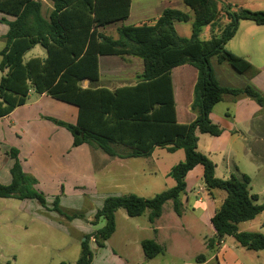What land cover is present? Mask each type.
Wrapping results in <instances>:
<instances>
[{
  "label": "trees",
  "instance_id": "obj_1",
  "mask_svg": "<svg viewBox=\"0 0 264 264\" xmlns=\"http://www.w3.org/2000/svg\"><path fill=\"white\" fill-rule=\"evenodd\" d=\"M50 1L53 8L45 17L41 0H0V22L8 26L0 36L5 41L0 50V118L25 104L33 90L77 108L74 123L49 117L69 131L72 147L86 143L120 158L148 156L156 146L169 152L184 151V159L169 172L174 186L149 198L128 194L104 199L92 221L95 224L102 218L104 225L81 241L75 264H92L90 239L93 237L97 247L104 244L115 231L114 213L120 207L129 216L140 215L148 208L149 219L153 221L161 215L162 205L172 200L173 209L180 214L181 199L187 195L186 176L196 166L202 168L206 195L213 197L215 190L225 192L222 203L209 219L215 238L207 245L213 247L225 236H233L247 249L264 250L262 233L237 230L238 223L264 212V203H257L258 195L249 191L250 177L245 173L217 177L215 163L197 148L199 133L216 136L222 132L210 119V113L225 95H245L263 104L262 93L250 84L243 87L220 84L210 58L217 56L240 73L258 72L248 60L226 49L225 44L234 36L239 20L264 25V10L235 11L220 0H182L193 12L190 37H182L175 30V20L190 18L175 8L164 9L152 23L122 24L116 27V36H112L103 28L126 20L131 0ZM221 18L226 21L221 33H212L210 38L201 40L203 27L216 26ZM35 45L45 49V56L24 61L23 54ZM102 55L140 58L143 71L137 82L113 89L96 86L98 58ZM183 64L197 69L190 104L196 116L187 123L177 121L171 81V70ZM85 79L90 84L83 87ZM8 154L13 160L9 169L11 180L8 184L0 182L1 198L34 199L68 220L81 216L65 213L58 195L48 207L45 194L36 188L37 178L23 169L19 150L11 147ZM141 247L148 259L163 251L152 239L142 240Z\"/></svg>",
  "mask_w": 264,
  "mask_h": 264
},
{
  "label": "rangeland",
  "instance_id": "obj_2",
  "mask_svg": "<svg viewBox=\"0 0 264 264\" xmlns=\"http://www.w3.org/2000/svg\"><path fill=\"white\" fill-rule=\"evenodd\" d=\"M220 1L229 4L235 11L264 10V0ZM166 8H175L190 16L187 21L173 22L178 35L190 37L193 12L182 0H132L131 15L124 24L148 23L147 19L160 15ZM225 23V19L221 18L216 26L203 27L199 38L206 40L212 33L220 34ZM116 27L117 25L109 26L104 32L116 36ZM3 46L4 41L0 40V50ZM225 48L248 60L253 68L258 69V66L264 68V25H258L251 20H239L235 34L226 42ZM44 55L43 48L36 45L23 54V60ZM107 56H110L107 59H112L109 70L117 75L118 63L113 59L122 56L115 55L113 58L112 55ZM210 63L222 84L241 83L243 85L240 87L246 84L255 87L252 84L255 74L237 72L227 62L219 61L217 56H212ZM111 77L113 80L108 85L127 84L122 83L127 82L126 77L113 75ZM255 88L261 91L259 87ZM33 106L38 109H33ZM71 106L49 95L40 99L39 94L31 90L25 104L15 108L16 110L9 117L0 119V182L3 184L10 182L9 167L12 159L8 150L15 147L27 153L30 149L34 156L36 146H30L29 142L40 136L38 143L42 144L43 158L45 159L49 148L50 153L47 155L55 165L49 169L37 158L43 167V169L39 167L35 169L37 183L41 182L36 185L37 190L45 194L48 207L52 206L53 198L58 195L60 207L65 213L81 215L68 220L63 215L42 207L34 199L0 197V264H75L80 256L81 241L86 235L104 225L102 218L95 224L92 221L105 198L128 194L149 198L175 185V180L169 172L176 163L184 159L183 149L172 153L156 146L153 154L128 157L124 160L110 158L100 149L96 153L98 160L94 159L96 156L94 158L91 156L89 165L87 163L89 158L85 156L88 146L72 147L70 133L64 129L63 133L54 134L58 125L49 119L54 117L74 123L75 118L71 110L64 108ZM68 109H72L73 113L75 107ZM36 114L40 120L36 119ZM261 114L264 118V107ZM260 124L264 129V123L260 122ZM204 134V137H210ZM200 146V150L204 152L202 138ZM211 156L214 160L219 157L214 153ZM65 159L66 183H70V187H66L65 181L57 179L60 173L63 176V171L52 173L55 168L58 170L63 168ZM259 161L264 163V158H260ZM79 164L84 167L82 172L76 168ZM221 176L222 173L218 170L217 177L221 178ZM196 183H199L198 187L203 188L202 175L198 177ZM253 183H249V191L258 194L257 203L262 204L264 192L258 193L259 181L253 180ZM60 184H63V190ZM55 186H58V190ZM220 201V199L214 201L213 207H218ZM206 208V197L202 201H197L194 192L191 193L190 202L180 207V214L173 209V201L167 200L162 205L161 217L153 221L149 219L148 208L140 215L129 216L120 207L114 213L113 234L102 246L95 247L93 242L90 243L93 252L92 262L95 261L97 264H264V250L247 249L233 236H225L221 243L214 247L208 246L210 239L215 236ZM237 230L259 232L264 235V212L251 220L238 223ZM144 239L154 241L158 239L157 243L159 242L158 244L163 247V251L152 258H146L141 247V241ZM201 258H206L207 261L202 263Z\"/></svg>",
  "mask_w": 264,
  "mask_h": 264
},
{
  "label": "crops",
  "instance_id": "obj_3",
  "mask_svg": "<svg viewBox=\"0 0 264 264\" xmlns=\"http://www.w3.org/2000/svg\"><path fill=\"white\" fill-rule=\"evenodd\" d=\"M41 1H42V14L45 17H47L49 12L53 8L52 2L50 0H41ZM131 8H132V0L130 1V4H129L128 18L123 21H117V22L106 25L103 28V31L105 28L109 26L117 25L118 27L124 24V22L127 21L131 15ZM1 16L2 14L0 13V17ZM158 16L147 19L148 23L154 22V20ZM6 18L9 20L12 19V17L10 16H6ZM7 29H8V26L5 23L0 22V36L4 35ZM0 40L4 41L2 37H0ZM4 45H5V41H4ZM43 50L45 54V49L43 48ZM113 56L115 55H112V58ZM108 57L110 56L102 55V56H99L98 58L99 79L98 81H96L98 83H94L96 86H106L111 89L118 87V86H115L113 83L111 85H108L113 80V78L111 77L112 75L126 77L127 82H122V83H127V84H122V85H133L137 82L138 75L143 71V62L140 58L126 55L123 57H119V59H113V60H116V62L118 63V66H117L118 74L116 75V74H112V71L109 70L112 59H107ZM113 70H116V68H113ZM213 72L215 74V77L219 81V83L222 84V82L219 79V76H217L215 71ZM196 78H197V69L191 64H183L180 66H176L171 70L173 99L175 103L176 118L178 122H181V123L191 122L192 120H194L196 116L195 113L190 110V104L193 99V87H194ZM252 82H253L252 84H254L255 87H259V89H261V91L264 92V68L263 67L258 66V72H256L255 75L253 76ZM81 84L83 87H86L90 84V81L88 79H85L82 81ZM240 85H243V84L241 83L228 84L224 86L240 87ZM263 94L264 93H262V95ZM45 95L46 94H39V98L42 99L44 98ZM37 101H39V99H37ZM72 106L64 107V108L65 110H69V111L71 110L70 112L76 121L77 108L74 106L75 109L73 113H72V109H68V108H72ZM263 107H264V103L262 105H259L255 100L245 95H238V96L225 95L221 101H219L213 106L211 113H210V119L212 120L213 123L217 124L222 129V132L216 136L208 134L210 137H204L203 136L205 135L204 133H199L198 141H197V148L200 152H202L200 150V147H201L200 145H201V138L203 139L204 152L202 153L205 155H208V157L215 163V175L216 176H217L218 170H220V172L222 173L221 178H228L231 174H235V173H245L250 177V184L251 183L254 184L253 180L259 181V184L257 185L259 187L258 193L264 192V163L259 161L260 158H264V129L262 125L260 124V122L264 123V118L261 114ZM33 109L36 110L38 108L36 106H33ZM15 110L16 109H14L9 115L1 117V118L9 117L10 115L13 114ZM75 112H76V116H75ZM35 117L36 119L40 120L37 114L35 115ZM64 129H65L64 127L58 126L56 128L57 132H55L54 134L63 133L62 130ZM40 138H41L40 136H37L35 139H32L29 142L30 146H36V154L34 156H32L30 149H28L27 153H24L22 152V150L19 149V158L21 160L23 169L26 172L32 173L34 176H36V178H37V171L35 170L36 167L43 169L42 165L38 162L37 158L40 161H42L49 169H52V166L55 165V164H52L51 159H49L50 156L47 155L50 153L49 148H47L48 150H47V154H45V159L43 158L42 144L38 143V140ZM53 142H55L54 138H53ZM84 145L88 146L87 147L88 149L86 148L87 152L85 151V156L89 158L87 163H89L90 165L91 156L93 158L96 156L94 159L98 160V156L96 155V153L100 149L95 146L86 144V143H83L79 146L82 147ZM71 146H72V136H71ZM79 146H75V147H79ZM155 149L156 148L153 149L151 154H153ZM178 150L179 149L173 151L172 153H176L178 152ZM212 153L219 155L217 160L213 159V156H211ZM110 158H117L120 160L126 159V158H120L117 156L116 157L110 156ZM66 164H67V161L65 159L63 162V168H59V170L55 168L52 171V173L63 171L62 172L63 176L60 173L57 176V179L58 181L63 180L65 181V183L67 181L65 177L66 172H67L65 169ZM76 168L80 172H82L84 169V167L81 164L76 165ZM201 175H202V168L199 166H196L194 169L188 172L186 176L187 195L183 196L181 200H182V204L187 205L190 202L192 192H194V194L196 195L197 201H202L206 197V200H207L206 211L210 219L214 209L217 208L215 206L213 207L212 205L213 202L216 201L217 199H220L221 200L220 204H221L225 197V192L221 190H215L213 192L214 195H212L214 198L206 195L204 186L203 188H200L198 187L199 183H196L198 180V177H200ZM90 176L91 174L88 175V178H90ZM93 178L94 177L92 176L91 179L93 180ZM10 180H11V176H10ZM39 183H37L36 185L38 186ZM193 183H196V184L194 185ZM62 185L63 184H60V188L63 189L64 186L62 187ZM67 186L70 187V183H66V187ZM43 187L46 188L45 185H43ZM55 187H57V190H58V186H55ZM204 194L206 196H203ZM161 215L159 216V218L161 217ZM91 242H93V237H91L90 239V243ZM214 246H216V244H214L213 247ZM95 247H97L96 244H95ZM216 257L217 256H215V258ZM205 259L206 258H201L202 263L207 261ZM92 263L97 264L95 261H93Z\"/></svg>",
  "mask_w": 264,
  "mask_h": 264
},
{
  "label": "water",
  "instance_id": "obj_4",
  "mask_svg": "<svg viewBox=\"0 0 264 264\" xmlns=\"http://www.w3.org/2000/svg\"><path fill=\"white\" fill-rule=\"evenodd\" d=\"M95 245V244H94Z\"/></svg>",
  "mask_w": 264,
  "mask_h": 264
}]
</instances>
